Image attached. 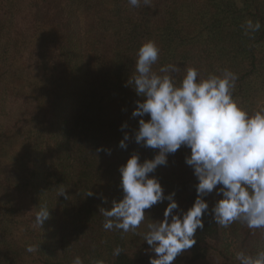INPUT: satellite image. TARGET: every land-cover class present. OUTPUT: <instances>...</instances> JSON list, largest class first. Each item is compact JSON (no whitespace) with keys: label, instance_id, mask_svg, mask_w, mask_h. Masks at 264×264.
I'll return each instance as SVG.
<instances>
[{"label":"trees","instance_id":"16d2710c","mask_svg":"<svg viewBox=\"0 0 264 264\" xmlns=\"http://www.w3.org/2000/svg\"><path fill=\"white\" fill-rule=\"evenodd\" d=\"M249 19L261 28L245 35ZM148 40L160 49L158 74L176 65L179 82L188 67L205 78L229 69L238 77L239 105L264 107V0H141L138 8L128 0H0V264H72L76 256L83 264H149L155 257L143 237L148 223L163 219L167 200L146 209L134 232L105 230L99 212L123 196L119 166L132 153L142 163L158 152L135 143L140 117L131 113L141 98L127 85ZM188 155L181 146L149 174L165 196L175 192V212L197 195ZM220 198L215 191L203 197L204 228L174 264H239L237 252L264 250V230L213 221ZM41 207L49 218L40 229L34 217ZM29 244L39 250L27 252Z\"/></svg>","mask_w":264,"mask_h":264},{"label":"clouds","instance_id":"9594fccd","mask_svg":"<svg viewBox=\"0 0 264 264\" xmlns=\"http://www.w3.org/2000/svg\"><path fill=\"white\" fill-rule=\"evenodd\" d=\"M132 7H140L141 0H128ZM151 0H143L150 5ZM244 34L260 30L259 21L246 20ZM160 49L152 40L145 41L137 50L135 74L127 81L135 94L136 107L132 117H140L134 140L144 147L157 149L154 158L140 162L132 153L126 163L119 166L120 188L123 196L113 200L110 207L99 208L104 217L105 230L135 231L145 220V210L164 200L168 201L163 219L148 223L144 241L155 257L149 264H174L176 258L196 244L197 229L204 228L202 217L209 212L203 197L216 192L221 198L211 209L213 221L223 228L242 222L249 229L264 230V107L249 112L233 96L237 75L223 69L220 75L200 76L195 68H186L177 82L172 73L179 71L173 64L161 66L159 74L153 70ZM147 115V120L143 117ZM127 127L126 124L121 126ZM127 134L119 147L127 148ZM181 146L190 149L185 163L193 169L198 183L194 203L186 211L175 212L178 204L175 192L164 195L155 176L158 166L167 165V155ZM111 154L109 149H97ZM65 195V190L59 196ZM89 191L87 196H93ZM67 198V196L65 197ZM102 202L107 198L100 195ZM49 218L47 207H41L34 217L40 229ZM38 245H27L26 251H38ZM123 250L113 249L119 256ZM239 264H264V250L255 256L237 252ZM72 264H83L79 256ZM92 264H105L97 259Z\"/></svg>","mask_w":264,"mask_h":264},{"label":"rangeland","instance_id":"374dc122","mask_svg":"<svg viewBox=\"0 0 264 264\" xmlns=\"http://www.w3.org/2000/svg\"><path fill=\"white\" fill-rule=\"evenodd\" d=\"M11 150V149H10ZM13 150V149H12ZM12 154H9V156H11ZM9 165H12L13 163L12 162H8Z\"/></svg>","mask_w":264,"mask_h":264}]
</instances>
